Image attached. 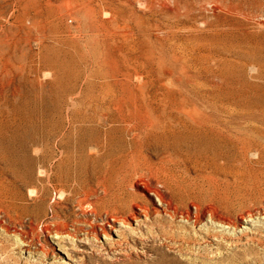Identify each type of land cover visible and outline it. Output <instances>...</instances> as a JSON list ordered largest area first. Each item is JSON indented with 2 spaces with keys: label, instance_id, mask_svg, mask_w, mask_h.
Instances as JSON below:
<instances>
[{
  "label": "bare ground",
  "instance_id": "6f19581e",
  "mask_svg": "<svg viewBox=\"0 0 264 264\" xmlns=\"http://www.w3.org/2000/svg\"><path fill=\"white\" fill-rule=\"evenodd\" d=\"M260 1L259 10L251 12L247 22L264 31V0ZM113 4L114 0L73 3L71 15L77 30L85 31L88 47L102 44L101 31L90 26L100 13L111 16L110 28L116 26ZM205 8L197 10V21L207 23ZM83 79L96 90L84 95L80 88L62 98L58 119L42 120L33 138H28L21 121L0 113V213L14 220L33 217V223L56 244L64 242L72 221L89 225L93 236L115 235L114 241L107 240L112 246L127 247L132 241L141 246L142 254L159 256V264H199L207 254L178 219L199 225L208 218L221 230L228 228V162L238 173L255 174L264 188V120L228 115V102L209 87L193 88V101L159 90L146 93V82L136 74L139 94L131 103L113 93L111 86L118 80L103 76L100 65L86 70ZM85 133L100 136L95 150L87 152L71 144ZM83 155L88 161L84 166ZM248 210L239 218H250ZM89 216L101 217L103 223L94 225ZM157 241L175 254L152 248ZM78 242L86 255H98V246L88 238ZM125 250L114 252L121 257ZM65 255L72 264H88L84 257ZM98 260L108 264L104 258Z\"/></svg>",
  "mask_w": 264,
  "mask_h": 264
},
{
  "label": "rangeland",
  "instance_id": "374dc122",
  "mask_svg": "<svg viewBox=\"0 0 264 264\" xmlns=\"http://www.w3.org/2000/svg\"><path fill=\"white\" fill-rule=\"evenodd\" d=\"M75 1L0 0V113L21 121L28 138H33L42 120L58 119L62 98L80 88L84 95L96 90L83 79L95 64L103 76L118 80L111 87L125 102L133 103L139 94L136 74H140L146 93L159 90L165 96L193 101V88L209 87L228 102V115L264 120V31L247 22L250 13L259 10L260 0H148V6L137 0H114L116 26L110 28L111 16L105 13L90 24L91 30L101 31L97 49L88 47L85 31L76 28L71 15ZM204 7L207 23L196 20ZM99 141L97 134L85 133L71 144L88 152ZM80 161L87 165L84 155ZM245 210L251 217L239 218ZM228 217L231 222L225 230L208 218L199 225L178 219L207 254L199 264H264V188L255 174L238 173L231 162ZM88 219L94 225L103 223L101 217ZM89 230L87 224L70 221L66 239L56 244L33 223V217L14 220L0 213V264H72L65 253L84 257L88 264H99L100 257L108 264H159V256L142 254L141 246L132 241L127 247L112 246L115 235L93 236ZM209 233L211 238L206 237ZM84 238L98 246V255L85 254L78 242ZM151 246L175 254L161 241ZM120 248L126 249L121 257L114 252Z\"/></svg>",
  "mask_w": 264,
  "mask_h": 264
}]
</instances>
